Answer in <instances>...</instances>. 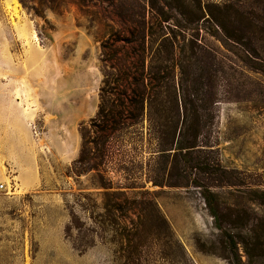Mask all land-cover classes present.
<instances>
[{"label": "rangeland", "instance_id": "rangeland-1", "mask_svg": "<svg viewBox=\"0 0 264 264\" xmlns=\"http://www.w3.org/2000/svg\"><path fill=\"white\" fill-rule=\"evenodd\" d=\"M47 2L0 0V264H264V76L248 67L264 63V0H201L213 118L199 169L170 171V155L149 167L147 145L121 147L119 164L152 191L169 226L152 221L136 239L120 235L134 225L94 223L103 189L93 171L73 169L101 79L89 10ZM217 17L238 42L213 26ZM115 161L108 177L126 182Z\"/></svg>", "mask_w": 264, "mask_h": 264}, {"label": "trees", "instance_id": "trees-1", "mask_svg": "<svg viewBox=\"0 0 264 264\" xmlns=\"http://www.w3.org/2000/svg\"><path fill=\"white\" fill-rule=\"evenodd\" d=\"M47 1L56 4L59 0ZM70 1L89 10L91 28L99 42L97 109L89 123L79 128L80 148L73 161L76 176L93 171L96 186L103 189L104 215L94 223L134 225L139 231L123 228L120 234L133 239L140 238L152 221L169 229L156 197H146L152 191L145 184L131 182V170L119 164L121 147L127 142L147 145L149 167L156 158L169 155L170 171L179 172L181 165L192 171L203 164L200 154L206 145L200 137L213 118L206 111L212 92L204 82L210 71L207 67L204 76L201 64L209 47L199 34V22L210 13L208 5L201 0ZM20 2L26 6L25 0ZM215 6L222 10L228 5ZM231 9L236 11L234 6ZM213 23L226 37L239 41L226 31L218 17ZM250 62L249 69L264 76V63ZM114 160V172L126 182H113L108 177L111 167L107 164ZM145 182L156 186L187 185L179 178L164 182L148 177ZM191 183L200 186L195 177ZM130 189H137L135 195L140 197H128Z\"/></svg>", "mask_w": 264, "mask_h": 264}, {"label": "bare ground", "instance_id": "bare-ground-1", "mask_svg": "<svg viewBox=\"0 0 264 264\" xmlns=\"http://www.w3.org/2000/svg\"><path fill=\"white\" fill-rule=\"evenodd\" d=\"M10 10H12V13H15V10H16V9H15L14 6H11V9H10ZM12 13H11V14H12Z\"/></svg>", "mask_w": 264, "mask_h": 264}, {"label": "built area", "instance_id": "built-area-1", "mask_svg": "<svg viewBox=\"0 0 264 264\" xmlns=\"http://www.w3.org/2000/svg\"><path fill=\"white\" fill-rule=\"evenodd\" d=\"M2 186H3V183L0 182V189H1Z\"/></svg>", "mask_w": 264, "mask_h": 264}]
</instances>
